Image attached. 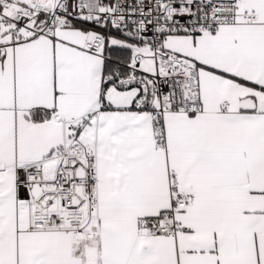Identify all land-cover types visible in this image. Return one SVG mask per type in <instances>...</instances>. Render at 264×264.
<instances>
[{
    "label": "snow or ice",
    "instance_id": "snow-or-ice-1",
    "mask_svg": "<svg viewBox=\"0 0 264 264\" xmlns=\"http://www.w3.org/2000/svg\"><path fill=\"white\" fill-rule=\"evenodd\" d=\"M0 264H264V0H0Z\"/></svg>",
    "mask_w": 264,
    "mask_h": 264
}]
</instances>
